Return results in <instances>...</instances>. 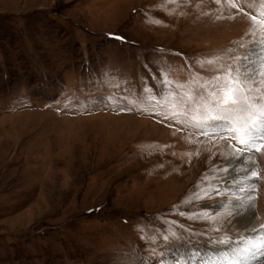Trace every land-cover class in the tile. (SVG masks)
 <instances>
[{"label":"rangeland","instance_id":"374dc122","mask_svg":"<svg viewBox=\"0 0 264 264\" xmlns=\"http://www.w3.org/2000/svg\"><path fill=\"white\" fill-rule=\"evenodd\" d=\"M262 21L264 0H0V264H227L248 247L229 170L244 146L202 134L190 94L256 63ZM244 154L259 229L264 148Z\"/></svg>","mask_w":264,"mask_h":264},{"label":"snow or ice","instance_id":"6c2138e0","mask_svg":"<svg viewBox=\"0 0 264 264\" xmlns=\"http://www.w3.org/2000/svg\"><path fill=\"white\" fill-rule=\"evenodd\" d=\"M232 6L236 7L235 4ZM251 19L256 21L257 17L252 16ZM113 38L124 40V37L119 35H114ZM261 56L259 64H256L246 55L242 58V63L231 65L222 74L200 85L201 91L198 95L190 94V99L195 104L194 110L201 113V119L196 126L202 129V134L221 138L231 136L236 139L244 146L243 149H235L238 156L264 148V92L261 91L259 84L256 87L251 86L254 81L264 77V53ZM206 63L215 62L208 60ZM245 171L247 176L243 178V186L239 190L247 193V196L237 198L233 204V211L237 217H242L246 221L247 235L239 238V243L243 245V242L247 241L249 246L233 249L228 260H231L233 255H239L243 259L244 254H252L253 250L264 254V225L257 229L255 213L248 215L255 204L251 196L255 188L251 183H244L258 179V173L255 168ZM219 191L217 188L215 194L218 195ZM245 200L248 201L247 204L244 203ZM233 242L231 236L218 240V244L225 246ZM184 264L189 262L184 261ZM235 264H239V261Z\"/></svg>","mask_w":264,"mask_h":264},{"label":"bare ground","instance_id":"6f19581e","mask_svg":"<svg viewBox=\"0 0 264 264\" xmlns=\"http://www.w3.org/2000/svg\"><path fill=\"white\" fill-rule=\"evenodd\" d=\"M264 53V48L262 49H258L254 52L255 58H256V64H259V60L262 58L261 54ZM226 151V150H225ZM224 151V152H225ZM253 168V166L250 164V162L248 161V159L246 158L245 154L238 156L237 153H235L234 156H232L231 162L229 164V170H230V177H232L233 179H238L237 182L240 185V188L243 186L242 184V180L245 176H247V170H251ZM252 180L249 181H244V183H251ZM239 188V189H240ZM237 194L239 195V197H245L247 196V193L245 192H241L240 190L236 191ZM252 196V193H251ZM234 202V201H233ZM245 204L248 203L247 200L244 201ZM253 213L252 209L251 211L248 213V215H251ZM245 223L246 221L242 218V217H238L237 218V227L243 231V234L245 233V235H247L246 230H245ZM249 246V245H248ZM255 250L254 254L252 255H244L245 258L241 259V257H233L232 259L234 260H229L227 262V264H234L236 261H239V263H242V261H246L245 263L242 264H246L248 263V261H252V260H256L257 258H259V256H261V253L257 252ZM230 254H227V256H229ZM231 262V263H229Z\"/></svg>","mask_w":264,"mask_h":264}]
</instances>
